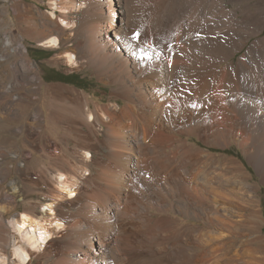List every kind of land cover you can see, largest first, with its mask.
I'll return each instance as SVG.
<instances>
[{
  "label": "bare ground",
  "instance_id": "6f19581e",
  "mask_svg": "<svg viewBox=\"0 0 264 264\" xmlns=\"http://www.w3.org/2000/svg\"><path fill=\"white\" fill-rule=\"evenodd\" d=\"M50 3L27 33L110 100L8 71L0 264H264V0ZM21 47L4 41L0 80Z\"/></svg>",
  "mask_w": 264,
  "mask_h": 264
},
{
  "label": "rangeland",
  "instance_id": "374dc122",
  "mask_svg": "<svg viewBox=\"0 0 264 264\" xmlns=\"http://www.w3.org/2000/svg\"><path fill=\"white\" fill-rule=\"evenodd\" d=\"M26 1L27 4H30L33 6V8H21L17 6V1L13 0H0V48H2L4 41L8 36H17L18 38V44L23 43L27 49H24L21 47L20 53L17 55H13L11 53L10 56L11 59L6 66V68H3V75L5 76V80H0V90H4L5 87L13 82L12 78H9L8 76V71H12V69L15 71L17 74H22V73H28L31 77L34 76V72L29 70L30 64H33L37 67H40L43 73L42 79L44 80L45 83H64L67 85H70L72 87H75L79 90H83L87 93L89 96V99L91 101V104L94 106L95 103L97 102H103V103H108L109 102V94L111 91V86L109 85H104L102 82L99 81L98 77L95 74V71L93 68L86 67L83 69H76L74 71H68L67 66L57 64L54 62H50V60L55 56L56 54L58 55L62 50H65L62 48H49L45 47L40 44V40L42 38V34L37 33V34H32V33H27L28 29V21L26 18L23 19L22 13L26 12L30 16H35L33 17V20L31 21H37L38 23H41V20H45L47 12L50 13V11L54 10L53 6L51 5V0H24ZM76 1H81V0H76ZM83 1V0H82ZM40 11H37L36 8ZM21 8V9H20ZM27 9V10H26ZM15 10L17 12H15ZM119 10V7L117 6V9ZM30 11V12H29ZM33 14H32V13ZM44 12V13H43ZM118 12V11H117ZM19 13V15H17ZM36 13V14H34ZM43 13V14H42ZM41 14V15H40ZM20 16V17H18ZM38 16V17H37ZM42 16V18H41ZM17 18V19H16ZM41 18V19H40ZM21 20V21H20ZM24 21V22H23ZM27 21V22H25ZM23 22V23H22ZM27 24V25H26ZM27 27V28H26ZM24 31L26 34H24ZM40 34V35H39ZM26 35V36H25ZM24 37V38H23ZM76 39V40H75ZM79 38H74L71 43H67L66 47L68 45H74L78 42ZM183 45V43L181 44ZM12 52V51H11ZM146 56H151V55H146ZM15 57V58H14ZM2 59H6V56L2 57ZM26 60L30 61L29 63L26 62ZM17 65V66H16ZM19 65V66H18ZM32 65V66H33ZM14 67V68H13ZM5 69V71H4ZM20 69V71H19ZM60 72L64 73L65 75H68L69 79H66V81L62 80ZM7 82V83H6ZM73 82H77L79 86L74 84ZM248 100L252 104V98H248ZM248 101V102H249ZM249 102V103H250ZM6 134L8 135L9 132L7 131ZM57 138H59V134L56 135ZM189 143H193L194 145L198 146V140L195 137H191L189 140ZM22 145L25 147L27 144L22 142ZM236 148V149H235ZM239 149L236 146H233L227 154H232L239 156ZM34 156L37 157L38 160L41 161V164L47 162L48 160L45 159L40 151L34 150ZM240 157L245 159V157L240 154ZM17 159H15L16 161ZM44 160V161H43ZM248 165V171L252 173V181H256L258 179V176L255 174V172H252L253 167L249 165L248 162H246ZM11 162H9V165ZM14 175V174H13ZM15 177V175L13 176ZM33 197L26 198L21 201V205L24 206L27 204L30 199H33ZM264 207V205H263ZM12 214L9 215L11 217Z\"/></svg>",
  "mask_w": 264,
  "mask_h": 264
},
{
  "label": "trees",
  "instance_id": "16d2710c",
  "mask_svg": "<svg viewBox=\"0 0 264 264\" xmlns=\"http://www.w3.org/2000/svg\"><path fill=\"white\" fill-rule=\"evenodd\" d=\"M59 75H61V77H62L61 79L64 80V81H66V79H69V78H68V75H65V74L62 73V72H60ZM73 83L76 84L77 86H79L77 82H73Z\"/></svg>",
  "mask_w": 264,
  "mask_h": 264
},
{
  "label": "snow or ice",
  "instance_id": "6c2138e0",
  "mask_svg": "<svg viewBox=\"0 0 264 264\" xmlns=\"http://www.w3.org/2000/svg\"><path fill=\"white\" fill-rule=\"evenodd\" d=\"M138 37V34H134L133 39H136Z\"/></svg>",
  "mask_w": 264,
  "mask_h": 264
}]
</instances>
